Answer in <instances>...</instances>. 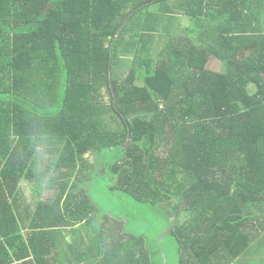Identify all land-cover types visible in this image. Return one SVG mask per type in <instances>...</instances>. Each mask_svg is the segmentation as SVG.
<instances>
[{"label": "trees", "instance_id": "16d2710c", "mask_svg": "<svg viewBox=\"0 0 264 264\" xmlns=\"http://www.w3.org/2000/svg\"><path fill=\"white\" fill-rule=\"evenodd\" d=\"M25 183L53 190L30 228ZM100 188L163 207L179 264L246 253L264 213V0H0V264H165Z\"/></svg>", "mask_w": 264, "mask_h": 264}, {"label": "rangeland", "instance_id": "374dc122", "mask_svg": "<svg viewBox=\"0 0 264 264\" xmlns=\"http://www.w3.org/2000/svg\"><path fill=\"white\" fill-rule=\"evenodd\" d=\"M181 25L184 28L190 26L189 19H182ZM178 29V28H177ZM209 68L217 72L225 70L224 65L217 61L212 60L209 64ZM126 73V70L123 71ZM250 91L255 92L256 87L250 85ZM109 99V97H108ZM91 162L94 161L91 154L88 155ZM97 189V188H96ZM106 189L100 188V193H96L99 200L105 202L104 208H111L118 212H125L129 221L131 222L130 231L139 235H148L150 237L151 252L154 256H157V260L167 261V264H179V248L173 237L166 234L165 219L163 212L165 209L160 207L159 209L147 206V204H141L135 202L133 199H128L125 203L113 202L109 199V196L104 193ZM159 243V244H158ZM164 256V257H163Z\"/></svg>", "mask_w": 264, "mask_h": 264}, {"label": "crops", "instance_id": "0c3cea01", "mask_svg": "<svg viewBox=\"0 0 264 264\" xmlns=\"http://www.w3.org/2000/svg\"><path fill=\"white\" fill-rule=\"evenodd\" d=\"M43 185L41 186L42 189H38L37 187L35 189V185L30 183L22 185L21 196L16 208L18 216H20L21 213L25 218L24 221L20 219V225L22 228L32 227L33 222L38 221V217L35 215V210L38 207L39 202L52 198L53 190H47L44 188L45 185ZM250 227V232L254 236L253 242L246 253L232 264H264V213L262 215L256 214L254 216V222ZM165 264H167V262Z\"/></svg>", "mask_w": 264, "mask_h": 264}]
</instances>
